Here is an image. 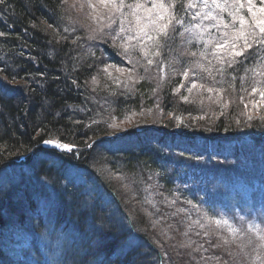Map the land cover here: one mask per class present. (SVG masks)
<instances>
[{
    "label": "trees",
    "instance_id": "trees-1",
    "mask_svg": "<svg viewBox=\"0 0 264 264\" xmlns=\"http://www.w3.org/2000/svg\"><path fill=\"white\" fill-rule=\"evenodd\" d=\"M44 3L52 13V17L47 19L39 13L37 7L39 2ZM189 0H175L176 12H187V4ZM59 8L55 7L51 0H4L0 3V95L8 98V101L0 99V169L9 166L7 170V183L0 186V228L6 223H18L21 218V211L18 207V201H14L11 197V192H15L23 187L32 192V197L37 203H44L43 196L38 194L41 191L45 197V202L53 200L55 202H64V206L60 208L57 203H54L53 210L45 217L48 226L45 229H37L36 215L31 214L23 223V226L28 227V231L38 233L41 236V242L44 239L51 237V240L59 239L60 233H65L64 240L67 241V254L72 261L70 264H81L83 257L89 256L94 249L100 247V253L105 255L111 254L106 252L108 247H114L116 253L124 252H143L144 250H153L158 255V260L164 258L166 264L168 260L176 261L178 264H186L183 252L180 251V246L186 241L181 237L175 238L172 236V242L167 241L165 237H161L154 232L156 239L155 243L159 246L161 253L156 250V246L152 245L148 240L147 233L139 230H132L127 223H119L120 219L116 217L115 210L112 205L113 199L106 196L102 198L100 186H104L109 195L115 193L119 199L116 207L125 205V196L121 189V180L126 179L130 182V178H134L130 184L136 190L138 198L142 201V205L147 206V203L155 205L161 211L167 214V210L162 208L160 204L145 199V191L152 188L145 181L147 175H152L158 179L161 191L171 194L174 188L168 187L166 184L171 176L175 179H180L179 175L173 173L172 166L164 165L163 151L152 153L150 156L157 161V165L150 158V166L147 159L139 160L131 153L122 154V146L116 149L111 160L105 153V149L100 150L95 144V133L92 130L86 131L88 120L91 116H98L99 120H106L111 123L114 120L113 111L116 109L117 98L122 95L113 94V88L105 93H97L89 90L90 86L82 85L80 95L83 96L81 101H77L75 94L71 98H67L63 92V87L68 84L71 78L84 74H89L93 59L91 56H98L102 60L106 55L105 48L100 43L94 40L90 42L89 38L94 35L93 13L96 10L98 0H57ZM92 6H89V5ZM182 5V6H181ZM77 7V13L74 10L69 11V7ZM67 16L78 17L79 20L70 19ZM166 39L162 38L161 44L165 51L170 53L173 60H178L180 56L175 53V46H180L177 42H173L174 36ZM178 44V45H177ZM173 45H175L173 47ZM167 61V60H166ZM168 65L169 69L173 66L176 71L180 70V65L171 62ZM242 64L248 66L253 65L255 58L243 56L240 58ZM255 64V63H254ZM246 76H242V75ZM205 78V77H204ZM139 81L135 88L137 101L142 99L144 103L150 106V101L153 98V90L150 86L154 84L152 77L147 73L139 77ZM161 79H158L160 83ZM250 75L237 73L235 75H226L222 86V92L225 97L239 99L247 97V90L250 88ZM167 83V84H166ZM165 84V85H164ZM160 93L165 94V100H162L161 108L171 116L180 121H186L188 114L184 113L186 108L179 104L175 99V89L178 87L177 82H163L160 85ZM237 93V95H236ZM194 98H198L197 96ZM66 100L68 105H66ZM234 103V102H233ZM239 107L238 102H235ZM232 112L221 111L215 115H203L199 113L195 119L196 122L190 121L189 127H183V131L193 133V124L203 127L209 125L213 129L223 130L224 133H233L232 126L242 123L245 118ZM114 116V115H113ZM174 120L167 125L168 129L174 127ZM244 125V124H242ZM238 127L241 125H237ZM243 131L264 132V120L259 117L251 118L248 124L241 127ZM193 129V130H192ZM142 141L148 143L153 148H157V144L151 140H145V134H142ZM48 140H57L67 143L74 148L67 154L68 162L80 164L86 162L90 165H98L99 180L92 173L86 175V171H81L75 174L70 170L69 175L77 180H71L69 175L64 181L66 182L65 190L68 191V197L65 200L63 194L60 196L52 187L44 184L39 179L27 176L23 173L22 167L18 163V159L10 158L5 162L3 157L12 151L22 148L24 144L32 142L43 143ZM141 141V142H142ZM168 152V151H167ZM168 154V153H167ZM106 155V157H105ZM58 157V156H49ZM102 164L103 166H100ZM104 167L111 168L115 173V178L112 174L104 170ZM229 179V176H225ZM101 178L104 179V183ZM31 184V185H30ZM89 184H93L96 193L94 201L85 193L88 192ZM102 184V185H101ZM109 187L113 188V191ZM235 188H230V193L225 196L221 193L223 199L235 194ZM121 195V196H120ZM108 197V199H107ZM25 202V204H24ZM133 201H128L130 208ZM235 203L233 199L231 203ZM30 203L29 199H25L20 204L22 207ZM74 208L72 209V207ZM57 211L61 214L63 220L71 224L77 219L81 221L80 229L84 231L83 236L75 235V232H66L61 226L51 222L49 217ZM155 212V210H153ZM138 217V226L142 229H148V220L135 213ZM171 215V214H170ZM209 217V213L200 214ZM20 228V227H19ZM77 232L81 233L80 230ZM60 234V235H57ZM82 234V233H81ZM210 235H214L211 233ZM214 237V236H213ZM212 237V238H213ZM215 239V238H214ZM206 244L207 252L202 256L212 260L215 257L216 250H213L209 242L203 241ZM217 245V242L214 241ZM155 246V247H154ZM23 247V246H22ZM21 250L27 252L29 249L24 246ZM70 254V255H69ZM81 259L77 261V257ZM193 257V255L191 254ZM216 256H218L216 254ZM200 257L194 256V259ZM181 259V260H180ZM208 259V260H209ZM202 260H204L202 258ZM206 261H201L205 264Z\"/></svg>",
    "mask_w": 264,
    "mask_h": 264
},
{
    "label": "rangeland",
    "instance_id": "rangeland-1",
    "mask_svg": "<svg viewBox=\"0 0 264 264\" xmlns=\"http://www.w3.org/2000/svg\"><path fill=\"white\" fill-rule=\"evenodd\" d=\"M196 0H189V3H193L195 5ZM135 2V0H134ZM142 3H145L146 6H150L151 0H141ZM202 13L206 12L211 8V0H209L208 7H202V0L199 1ZM69 11L74 10L75 13H77V7H69ZM125 14L127 15L131 9L126 8ZM109 8L102 7L96 14L93 15V17H96V19L101 23V25L96 29L99 30L101 28H104L105 25L108 21V15H109ZM213 13L215 15H219L221 19H223L222 13H220L217 9H212ZM143 14V13H141ZM119 13H115L114 16H112V19H117ZM129 22L133 21V18L131 16H128ZM163 23V22H162ZM211 24L214 23L213 21L210 22ZM134 24V23H133ZM106 27H110V25H106ZM135 28V27H134ZM215 30L219 33L222 34L223 32V27H221L219 30L215 28ZM171 32V28L169 30V35ZM190 38H193L195 34H201L202 36H205L206 34L201 33V30L199 33L193 32L190 33ZM150 42V41H147ZM182 46H179L176 48L175 53L178 54L182 59H185V61H181V59L178 60H173L170 56H163L162 53L159 55L154 56V62L152 65L148 67L154 68L156 63L159 62V60L162 61H171L179 64L180 66L183 67V69H187L192 65L191 71H197L199 70H206L208 72V77L203 78L198 75H193L191 76L193 82H197V87L192 90V92H195L199 90L200 85L204 86H210L214 90L219 91L220 94L222 92V86L223 82L225 80V77L228 73L227 67L229 65V60L227 57H225L224 61L218 62L216 58L212 56L211 63H209L208 60L204 56H201L198 52H191V54L186 53L188 52L189 46L184 43V42H179ZM108 47L113 50L115 53L118 54L116 57V62L113 64H110L107 62L106 58L101 60L100 66H99V72L97 77L94 78V83L90 86L93 87V92L97 93H102V89L98 88L102 87L104 84H110L114 85L116 87L122 88L126 93L130 92V98L132 99V96L134 99L136 98L135 96V83H136V78H137V73L136 72H129L126 68V64H132L135 66H140L142 63V60H145V52H142V58H136L133 57L132 55H125L122 51V45H115V44H110ZM155 50L152 49H147L146 52L148 53L147 56L151 55L154 53ZM192 53H196V55H192ZM201 63V66L198 63ZM197 63V65H196ZM112 65V66H111ZM175 75H171L168 82H171L174 79ZM167 84V83H166ZM165 85V84H164ZM150 89L153 90V98L151 99L150 102L160 100L159 103H162V100H165L166 96L165 94L163 95L160 93L159 89L160 86L159 84L152 85L150 86ZM223 98L225 99H230L229 97H225L222 95ZM175 98V97H174ZM176 99V98H175ZM182 103L184 100L181 101ZM233 102H239V99H234ZM186 103L189 104L191 107L189 110H194L197 113H201L203 115H215L218 114L221 111H226V112H232L233 114H238V108L236 107H230V108H223L221 107L216 99L210 94H205L203 96H200L198 98H189L186 100ZM145 104V103H144ZM159 105V104H158ZM144 109L142 110V114L139 117H136L139 115V113H134L130 115L128 112L127 114H124V118L122 120H118L116 117V120L112 121L110 123V126L116 131V129H129L132 128L134 129L135 125L138 126H143L146 131L151 132L154 127L161 128L165 125H167L168 121L171 119L170 115L167 114L165 111L162 112H157L153 107V105H150L151 108L144 105ZM157 106V105H155ZM135 111L140 112V110L136 109ZM134 111V112H135ZM161 115V117H160ZM207 125H204L205 127ZM136 129V128H135ZM118 131H116L117 133ZM149 137H145V139H148ZM150 139V138H149ZM46 143V141H44ZM47 142H50L51 145H55L56 143H60L62 141H57V140H48ZM48 144V143H46ZM49 144V145H50ZM50 145V146H51ZM55 147V146H54ZM56 148V147H55ZM58 149V148H57ZM62 152L65 153H70L67 152L61 148H59ZM7 170L4 169L3 171L0 172V186L3 187L7 183ZM121 180V189L123 191V194L125 196V205L122 207H116V204L119 202V199L117 195L113 192L108 195V197L113 199V203L115 206L112 205V202L110 201L109 204H111L113 210H115V215L117 218L120 219L119 223H127L129 225V228H132V230H139L141 233L144 231L145 233L148 234L149 236V242L152 245L156 246L157 252L159 251L162 255V250H160L159 246L156 245L155 237H154V232L161 236L165 237L167 241H170L173 245L172 236L175 238H179L180 235L181 237L186 241L184 244L180 246L182 249V252L186 258H182L187 260L186 264H202L201 261H206L205 264H264V243L256 240L252 241L251 239H244L241 240L239 239L238 236L233 235V234H228L226 231L221 229L218 225L214 223L211 219L208 217L198 215L195 212H183L182 208V202H179L178 200V195L175 194L176 189L174 187L173 191L171 190V194L166 193L164 197L166 200L161 199V203H166L168 208L174 210V212H168L167 214L164 213V211H161L158 209L155 205L151 203H147L146 207L145 205H142V201L139 200L138 195L136 193V190L133 188V186L130 184V182H133L135 179L130 178V182L126 179H119L118 181ZM145 181L150 184L152 188H155L158 196H161L160 190H162L164 187H161V185L158 182V179L153 177L152 175H147L145 177ZM102 185V184H101ZM167 185V184H166ZM168 186V185H167ZM169 187V186H168ZM102 198L106 196L104 192L101 193ZM121 196V195H120ZM146 199V196H145ZM135 201L134 204L131 205V207H128V201ZM148 200V199H146ZM160 203V202H159ZM169 209H166L167 211ZM155 210V212H153ZM137 213L138 215L141 216L144 219L148 220V229H142V227L138 226V217L135 214ZM178 213V215H176ZM171 214V215H170ZM165 215V216H164ZM211 233H214V237L210 235ZM261 234H258L255 236L257 238H260ZM213 237V238H212ZM215 238V239H214ZM203 241L209 242V245H212V249L216 250V247L218 246L219 248V254L215 252L218 256H216L212 260L206 259L204 256H200L199 259H194V252L191 251L193 248H197L196 246L206 247V244ZM214 241L217 242V245L214 243ZM154 246V247H155ZM193 255V257L191 256ZM202 258L204 260H202ZM168 264H178L176 261L173 260H168ZM159 264H166L164 259L162 258L161 262Z\"/></svg>",
    "mask_w": 264,
    "mask_h": 264
},
{
    "label": "bare ground",
    "instance_id": "bare-ground-1",
    "mask_svg": "<svg viewBox=\"0 0 264 264\" xmlns=\"http://www.w3.org/2000/svg\"><path fill=\"white\" fill-rule=\"evenodd\" d=\"M55 7L59 8V4L57 3V0H51ZM50 8H48L44 3L39 2V5L37 7V10L41 15H43L47 19V14L49 15V19L52 17V13L48 12ZM70 19L79 20L78 17L74 16H67ZM95 24V21H94ZM146 47H142V51H145ZM91 59H93V62L91 63V69L89 71V74L84 75H78L76 77L71 78V80L68 82L65 87H63V92L67 98L73 97L75 94L77 101H81L83 99V96L80 95V91L82 90V85L91 86L94 83V78L97 77L99 72V66L101 60L98 56H91ZM161 62L168 64V61H162ZM163 74V69L159 68L155 72L153 78L157 79ZM112 86L113 95L115 93L117 95H122L118 97L116 106L114 107L116 109H121L113 111V115L116 118H120L121 120L124 118V114H127V112L132 115L136 109L140 110L142 113V109L146 106H149L147 103L144 104V101L140 98L137 101L132 96V99L130 98V92L126 93L122 88L116 87L114 85L110 84H104L102 87H97L102 89V93H105L106 91L110 90V87ZM89 90L93 91V87L89 88ZM136 96V94H135ZM117 97V96H116ZM1 101H8V98L4 95H0ZM66 105H68V101L66 100ZM230 107H236L235 104L228 105V108ZM185 113L188 114V116L192 119L193 122H196L195 117L199 114L194 110L186 109ZM234 118H236L235 113L233 114ZM92 118L88 120L89 123H87V126H85L86 131L93 132V135L95 134V144L97 143V147L100 148V150L105 149V153L108 157H105L108 160H111L113 157L112 153H115V149L113 147V141L112 136H116L117 133L114 131V129L110 126L109 122L106 120H99L100 118L98 116H91ZM136 128V129H135ZM194 131L193 133H189L185 138L183 139H177L170 133L168 134V138H166L162 132H164L161 128L160 130L157 127H154L152 132H147L143 126L135 125L134 130L132 132L127 133L126 135L120 136V141L123 142L122 144V154H132L135 156V158L142 161V159H147V163L150 166L149 158L155 162L157 165V161L154 160L152 156H150L152 153H158L160 150L164 153H168L169 151H176L178 148H183L185 145L194 143L199 144L197 139H193L192 135H195L197 138H199L203 145H205L207 148L211 147H217L219 144V140L217 138V135L224 136L225 133L223 130H217L211 128L209 125L205 127H200L193 124ZM238 126L234 125L232 126V129H237ZM193 130V129H192ZM143 132L145 134V137H149L151 140H153L157 144V148H153L148 143L142 141V136L140 133ZM175 141L177 146L173 143ZM146 140V139H145ZM142 141V142H141ZM36 143L32 142L30 144H24L22 145V148L16 149L12 151V153L7 154L6 157L2 158V161L5 162L6 160L10 158L18 159V163L22 167L23 173L27 176L34 177L36 179H39L44 184L48 185L49 187L54 188V190L61 196L62 190L66 188V182L64 179H66L69 175L70 170H72L75 174L80 173L81 171H86L85 174L89 175L92 173H99L98 170L95 168H98V165H90L86 162H80V164H74L71 162H68L66 159H64L62 156L59 157H49L45 154V152H42L41 145L43 143ZM200 145V144H199ZM168 151V152H167ZM126 152V153H125ZM51 156V155H50ZM111 158V159H110ZM100 166H103L102 164H99ZM9 166L3 167L0 169H6ZM104 170H106L108 173L112 174L115 178L116 175L115 172L108 167H104ZM71 180H77L75 177L69 175ZM95 177L99 180V177L97 174H95ZM102 182L104 183V179L101 178ZM105 184V183H104ZM31 185V184H30ZM111 191H113L112 187H109ZM162 190H160L161 192ZM64 194V192H63ZM166 192L163 191L162 196H160V200L155 199L158 196V193L155 188H150L148 191H145L146 199L158 203L162 202L161 199H165L164 195ZM11 197L14 201H18V207L21 211V218L18 223H6L0 228V264H55L54 260L46 253L39 252L38 249H34L32 244L25 243V246L30 249L32 252L30 256L28 254L24 253L23 250H21L24 247V236L26 235V232L28 231L27 226H23V223L27 220V218L31 214H41L42 210L40 209L37 201L35 198L32 197V192L28 191L25 187L11 192ZM29 199L30 203L24 207H22L20 204L23 200ZM25 204V202H24ZM164 209H169L166 203H162ZM186 209V206L184 207ZM167 212H174L171 208ZM178 215V213H176ZM165 216V215H164ZM49 220L51 222H54L55 224L61 226L66 232H69L70 230V224L66 223L61 214L57 211H54L53 214L49 217ZM36 221H37V229H45L46 226H48L47 219L45 215H36ZM73 225L75 229H78L82 233V229H80L81 221L80 219L75 222H73ZM20 227V228H19ZM79 233L80 236L82 234ZM252 241H255V239H251ZM258 240V239H256ZM18 244H23V247H20ZM197 248L191 249V251L194 252L196 257H200L204 253H208L207 249L200 246H196ZM101 248L98 247L92 251V253L89 256L83 257L81 264H159L161 262L158 260V255L153 250H144L143 252H124V253H116L114 247H108L106 252L108 254H111L114 257H110V255H105L104 253H100ZM182 251V249H179ZM219 251V249H217ZM77 261L81 259V256L76 258ZM164 259V258H163ZM181 260V259H180ZM217 264V262H216ZM235 264V263H234Z\"/></svg>",
    "mask_w": 264,
    "mask_h": 264
},
{
    "label": "snow or ice",
    "instance_id": "snow-or-ice-1",
    "mask_svg": "<svg viewBox=\"0 0 264 264\" xmlns=\"http://www.w3.org/2000/svg\"><path fill=\"white\" fill-rule=\"evenodd\" d=\"M4 0H0L3 3ZM98 2L106 8H109V19L111 23L116 21L112 19L115 13H119L121 20L119 23V31L124 32V21L131 16L133 21H130V26L127 29L132 31V24L135 27V37H128V40L136 39L139 41H151L155 46L158 45V41L161 37L168 38L169 30L175 31L172 28L173 21L177 19L172 12L175 6V0H151L150 6H146L141 0H135L133 4H127L126 0H98ZM262 6L257 7L255 0H211V8L203 13H197L192 17L193 20L196 16H200L201 20L213 21L211 27L219 30L221 27L225 29L222 33L224 39L212 41L204 40L203 43L205 47L211 46V55L217 59L218 62L224 61L225 57L228 60L236 61V58L245 55V52L252 48L253 44L258 43L259 45H264V0H260ZM209 0H202V7L207 8ZM89 6H92L91 4ZM182 6V5H181ZM193 3H189L188 7H194ZM129 8L131 11L126 15L123 12L124 8ZM212 9H217L220 13L227 12L228 16L231 17V24L225 23L219 15H215ZM246 11L247 15L244 14ZM143 13V14H141ZM163 22V23H162ZM179 22V21H177ZM238 24V27L236 26ZM195 27L200 28L201 33L205 31H210V29L205 28L202 25H195ZM231 28L232 31H228ZM184 31H191L190 28H185ZM4 35V33H0ZM202 38V36H201ZM208 53L201 52V56H205ZM147 56L148 53L145 52ZM153 55H159L156 51ZM196 55V53H192ZM149 64H152V60H148ZM211 63V61H209ZM187 72L184 73L185 78H187ZM257 75H264V73L257 72ZM197 85L195 83L188 89L191 92L195 89ZM203 87V85H200ZM208 91H213L209 88ZM253 92H259L261 100H264V89L253 88ZM187 99V98H185ZM247 107V105H245ZM251 119V117H249ZM46 143H50L47 142ZM56 148H61L67 152L72 151V147L67 144L56 143L54 145ZM219 224L220 222L217 221ZM227 223V221H224ZM233 231H235L233 229ZM264 239V236H261Z\"/></svg>",
    "mask_w": 264,
    "mask_h": 264
}]
</instances>
